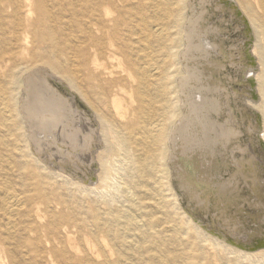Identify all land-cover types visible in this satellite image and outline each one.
Returning a JSON list of instances; mask_svg holds the SVG:
<instances>
[{
	"label": "bare ground",
	"instance_id": "6f19581e",
	"mask_svg": "<svg viewBox=\"0 0 264 264\" xmlns=\"http://www.w3.org/2000/svg\"><path fill=\"white\" fill-rule=\"evenodd\" d=\"M263 142L264 0H0V264H261Z\"/></svg>",
	"mask_w": 264,
	"mask_h": 264
},
{
	"label": "water",
	"instance_id": "95a60500",
	"mask_svg": "<svg viewBox=\"0 0 264 264\" xmlns=\"http://www.w3.org/2000/svg\"><path fill=\"white\" fill-rule=\"evenodd\" d=\"M259 145L258 148L260 150V154H261V141L259 140ZM262 150L264 152V146L262 145ZM193 217L195 218V220L200 221V223L205 226V223L203 220H201L198 216H196L195 214H193ZM263 219H264V215H263ZM207 229L220 236L221 238H223L226 242H229L239 248H242L244 250H257L259 248H264V220L261 222L260 224V228L259 231L257 233H255L254 236H248L246 238L244 237H235L233 234H231L228 231H223L215 226H207Z\"/></svg>",
	"mask_w": 264,
	"mask_h": 264
},
{
	"label": "rangeland",
	"instance_id": "374dc122",
	"mask_svg": "<svg viewBox=\"0 0 264 264\" xmlns=\"http://www.w3.org/2000/svg\"><path fill=\"white\" fill-rule=\"evenodd\" d=\"M248 36H247V54H248V62L249 63L248 65L251 66V67H257L258 66V59H257V55H255L253 53V44L255 42V36L253 34V31L252 29L250 28L249 26V29H248V32H247ZM257 79L256 78H251V83H250V92H251V95H252V100L254 101H259L260 100V94H259V91L257 89ZM252 85V86H251ZM255 110V109H254ZM257 112V115H258V121H259V124L261 125V122H262V116H261V113L260 111H256ZM220 122V121H219ZM259 138L261 139V136H259ZM263 146H264V142L262 143ZM172 199V198H170ZM264 264V262H261V264Z\"/></svg>",
	"mask_w": 264,
	"mask_h": 264
}]
</instances>
